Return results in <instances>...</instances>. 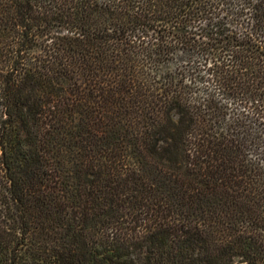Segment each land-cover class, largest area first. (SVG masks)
Returning <instances> with one entry per match:
<instances>
[{
  "label": "trees",
  "instance_id": "16d2710c",
  "mask_svg": "<svg viewBox=\"0 0 264 264\" xmlns=\"http://www.w3.org/2000/svg\"><path fill=\"white\" fill-rule=\"evenodd\" d=\"M235 263L264 264V0H0V264Z\"/></svg>",
  "mask_w": 264,
  "mask_h": 264
},
{
  "label": "rangeland",
  "instance_id": "374dc122",
  "mask_svg": "<svg viewBox=\"0 0 264 264\" xmlns=\"http://www.w3.org/2000/svg\"><path fill=\"white\" fill-rule=\"evenodd\" d=\"M208 67H209L208 65L202 66L201 74L205 73ZM235 264H240V263H235Z\"/></svg>",
  "mask_w": 264,
  "mask_h": 264
}]
</instances>
